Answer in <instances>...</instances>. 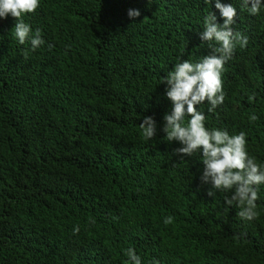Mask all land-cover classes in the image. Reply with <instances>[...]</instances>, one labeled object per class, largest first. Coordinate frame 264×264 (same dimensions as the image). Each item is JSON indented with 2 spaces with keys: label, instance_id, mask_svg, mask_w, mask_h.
<instances>
[{
  "label": "trees",
  "instance_id": "obj_1",
  "mask_svg": "<svg viewBox=\"0 0 264 264\" xmlns=\"http://www.w3.org/2000/svg\"><path fill=\"white\" fill-rule=\"evenodd\" d=\"M23 19L45 43L19 44L16 19L0 18V264H129L128 248L141 264H264V185L258 218H240L231 192L208 196L200 154L181 158L162 131L172 110L163 76L211 53L197 8L40 0ZM243 33L224 103L200 109L207 127L246 132L264 163V31ZM146 116L158 126L150 140Z\"/></svg>",
  "mask_w": 264,
  "mask_h": 264
},
{
  "label": "clouds",
  "instance_id": "obj_2",
  "mask_svg": "<svg viewBox=\"0 0 264 264\" xmlns=\"http://www.w3.org/2000/svg\"><path fill=\"white\" fill-rule=\"evenodd\" d=\"M185 3L197 8L205 19L200 35L208 43L211 53L196 61L183 59L163 76L161 83L167 85L166 96L172 102V110L164 116L162 131L166 133L167 141L182 145L175 150L181 158L200 154L204 165L201 181L211 184L208 196L215 197L217 191L231 192L230 198L225 195V204L238 207L237 215L251 221L259 216L257 201L260 186L264 185V163H257L256 158L249 155L246 132L230 134L227 129L207 127V116L200 106L207 102L210 105L208 112H213L224 103L225 65L237 46L248 45V37L243 31H264V0H185ZM39 7L40 0H0V18L9 15L15 18L12 29L15 39L21 45L29 42L33 51L45 41L40 30L33 33L23 17ZM140 15L139 10H129L130 18ZM23 55L27 59L28 51L25 50ZM257 119L255 114L250 116L252 121ZM139 126L145 140L156 136L158 126L152 116L144 117ZM172 219L166 217L164 223L169 224ZM74 232H79L78 226ZM125 254L129 264H141V257L134 248L126 249Z\"/></svg>",
  "mask_w": 264,
  "mask_h": 264
}]
</instances>
